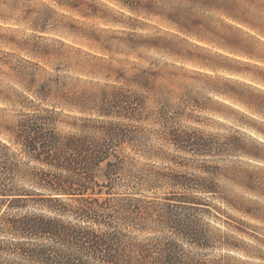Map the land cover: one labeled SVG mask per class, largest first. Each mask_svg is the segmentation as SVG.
Wrapping results in <instances>:
<instances>
[{
	"label": "trees",
	"instance_id": "trees-1",
	"mask_svg": "<svg viewBox=\"0 0 264 264\" xmlns=\"http://www.w3.org/2000/svg\"><path fill=\"white\" fill-rule=\"evenodd\" d=\"M119 2L130 11L159 17L182 34L202 40L226 39L221 33L222 25L214 26L209 13H220L253 29H258L264 18L262 0ZM115 71L116 81L122 84L103 87L97 93H71L60 81H45L36 94L42 101L50 102L52 108L26 113L8 128V141L19 146L29 161L39 164L35 171L22 173L39 192L17 194L0 185V197H14L10 208L27 207L23 203L29 201L37 205L36 212L1 216L0 232L13 235L17 241L0 247V251L14 261L11 264L249 263L228 253L208 259L211 250L264 259L231 235L254 237L264 246V239L254 235L257 230L251 234L247 226L212 228L204 219L217 211L213 203L219 201L264 222V217L257 216L252 207L242 208L238 196L222 187V181H227L253 189L249 184L252 177L248 176L247 181L245 176H235V168L227 171L206 161L235 155L264 160L260 145L245 142L237 135L221 138L180 129L181 113L163 98L158 85L163 79L161 86H165L179 76L178 72ZM58 109L76 115H69L71 121L62 120ZM150 121L159 128L148 130L145 125ZM60 125L69 128V132L60 131ZM261 134L264 136V132ZM154 140H161L163 147L153 151ZM3 147L6 152L0 154V159L8 167L5 172L14 174L16 164L12 159L16 154L9 152L10 146ZM134 153L181 165L203 161L193 166L198 176H129L138 184L146 182L148 191L162 184L181 190L148 200L138 192H116L120 184L117 175L129 171L128 165L135 161ZM129 228L156 235L149 238L151 243L131 246L127 240ZM149 245L158 248L157 256L149 254Z\"/></svg>",
	"mask_w": 264,
	"mask_h": 264
},
{
	"label": "rangeland",
	"instance_id": "rangeland-1",
	"mask_svg": "<svg viewBox=\"0 0 264 264\" xmlns=\"http://www.w3.org/2000/svg\"><path fill=\"white\" fill-rule=\"evenodd\" d=\"M246 4L253 6L251 2ZM209 15L214 26L222 25L221 33L226 39L186 36L159 17L130 11L119 0H0V154L6 152L4 144L16 154L12 159L16 164L14 174L5 172L8 167L0 159V185L17 194L39 192L22 175L25 170L35 171L39 164L29 161L19 146L8 141V128L26 113L52 108L50 102L36 94L45 81H60L71 93H97L103 87L122 84L116 81L115 70L120 69L129 74L139 69L178 72L179 76L165 86H161L163 79L158 83L163 98L181 113L178 127L221 138L240 136L245 142L259 144L264 158V18L260 27L253 29L220 13ZM109 74L111 77H107ZM58 110L62 120L71 121L69 115H76ZM145 126L148 130L159 128L152 121ZM59 130L69 132L65 125H60ZM151 143L153 151L164 145L161 140ZM222 158L206 161L227 171L235 168V176H245L247 181L251 176L249 184L253 189L227 181H222V187L238 196L242 208L252 207L257 216L264 217V160L244 155ZM134 159L127 173L117 175L120 184L116 192H138L148 200L181 190L162 184L148 191L146 182L138 184L129 176H198L193 166L203 161L181 165L137 153ZM13 198L0 197V218L5 213L20 216L37 211L32 201L23 203L27 205L24 208H10ZM213 206L217 211L204 218L212 228L247 226L251 234L257 230L254 235L264 239V222L219 201H214ZM126 231L131 246L151 243L149 238L156 235L131 228ZM231 235L243 241L247 249L264 256V246L254 237ZM12 241H17L13 235L0 232V247ZM146 248L152 257L158 255L157 247ZM226 253L248 260L247 264H264V259L226 250H211L207 258L218 259ZM12 262L0 251V264Z\"/></svg>",
	"mask_w": 264,
	"mask_h": 264
}]
</instances>
